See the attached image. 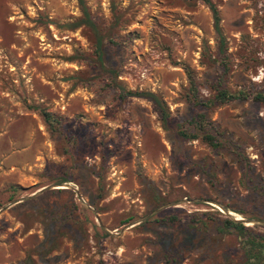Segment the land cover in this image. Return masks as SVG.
I'll list each match as a JSON object with an SVG mask.
<instances>
[{
	"label": "rangeland",
	"instance_id": "374dc122",
	"mask_svg": "<svg viewBox=\"0 0 264 264\" xmlns=\"http://www.w3.org/2000/svg\"><path fill=\"white\" fill-rule=\"evenodd\" d=\"M82 1L99 58L76 0H0V264H242L264 241V0H209L223 54L202 0ZM181 65L202 103L245 98L189 101Z\"/></svg>",
	"mask_w": 264,
	"mask_h": 264
},
{
	"label": "trees",
	"instance_id": "16d2710c",
	"mask_svg": "<svg viewBox=\"0 0 264 264\" xmlns=\"http://www.w3.org/2000/svg\"><path fill=\"white\" fill-rule=\"evenodd\" d=\"M202 1L211 13L212 20H213V31L219 39L218 51L223 54L222 36L220 35V29L218 26V24H219L218 11H217L216 7L209 0H202ZM76 2L80 8L82 19L76 21L73 24H69L67 26L71 29H76L81 25L89 27L90 30L93 32L94 38H95L93 49H94V52H95L97 58H99L101 55V40L102 39L97 34L96 28H95L93 22L91 21L88 13L86 12L83 1L82 0H76ZM180 68L184 72L186 80H187V85H188L187 90L189 92L187 99L191 102H194L196 104L201 105L204 108H207L211 104L218 106V105L225 104L226 102H229L232 100L245 98V95L241 92H238L236 94H230L225 89H215V95H214L212 101H210L209 105L202 103L196 97V85H195V80H194L192 72L186 66L181 65ZM119 97L121 99H125L127 97L147 99L157 108V112H158L160 121L162 123H164L165 120L167 119V115L165 113V110H164L162 104L159 102V100L156 98V96H154L151 93L139 92V91H126V92L121 91L119 93ZM253 98H254V100H256L258 102L264 103V95L257 94ZM32 110L37 112V114L43 119V121L47 125L55 123L52 115L50 113L46 112L44 109L34 107V108H32ZM193 122L195 123V126L197 127V129L199 131H204V128L206 126L205 125L206 121H205L203 115H200V114L197 115V120H195ZM178 135L182 138H189V136L185 135L182 131L178 132ZM190 138L193 139L194 137H190ZM203 138L212 147L216 146L213 143V137L211 135L204 133ZM224 225H225L226 229H232L233 231H235L239 237H241V238L245 237L244 234L246 232V228L241 223L234 222V221H225ZM242 246H243L244 257H245L244 262L242 264H264V256H263L264 255L263 254L264 253V241L261 238L254 237L251 235H247L242 240Z\"/></svg>",
	"mask_w": 264,
	"mask_h": 264
}]
</instances>
